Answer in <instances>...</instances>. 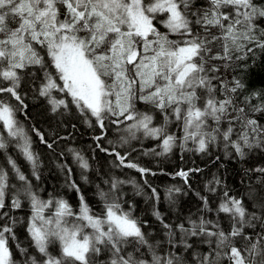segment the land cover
I'll return each instance as SVG.
<instances>
[{
    "label": "snow or ice",
    "instance_id": "6c2138e0",
    "mask_svg": "<svg viewBox=\"0 0 264 264\" xmlns=\"http://www.w3.org/2000/svg\"><path fill=\"white\" fill-rule=\"evenodd\" d=\"M193 6L194 0H0V95L7 93L23 105L18 92L20 73L34 66L51 68L55 77L45 71L40 95L49 97L54 112L60 107L67 109L68 101L52 96L53 90L71 97L77 110L95 117L102 129L105 119L110 117L116 118L111 120L113 124L134 121L126 128L131 138L135 139L141 130L145 136L162 138L163 153L170 152L177 140L174 134L166 132L167 124L174 119L180 122V139L184 144L191 140L198 145L197 151H205L208 144L222 136L225 146L231 142L243 157L245 147L260 145L258 137L264 134V126L255 119L243 123L244 128L257 134L255 144L250 142L248 131L238 133V139L232 140L231 120L227 129L221 131V123L234 105L231 98H218V86L213 81L219 78L212 74L219 69L209 66V61L231 60L230 53L246 48L251 52L249 43L264 49V29L257 23L264 18V5H257L254 0H207L203 9L192 10ZM213 28L220 30L219 36L210 35ZM216 40L222 41L223 55H210L209 45ZM242 87L237 80L229 91L234 93ZM226 88L227 84L221 82L219 90ZM137 101L159 110L164 124L152 126L153 116L139 112ZM16 111L0 99V125L9 137L23 140L20 146L35 167L36 158L16 119ZM255 111H264V105L256 106ZM40 139L44 141L42 135ZM6 147L0 134V149ZM114 154L125 167L142 174L150 171L136 163L125 164V156ZM76 156L83 160L78 153ZM10 163L19 180L27 183L15 162ZM82 167L87 168V162ZM177 175L186 179L188 173L180 171ZM118 183L122 182L112 183V190ZM7 187L8 174L0 169V209L5 206ZM72 187H76L74 182ZM76 190L79 192L78 187ZM152 191L155 195L156 190ZM26 192L33 212L28 232L41 255L40 261L32 257L30 264H101L102 254L107 257L102 264H182L174 252H155L140 222L131 211L122 208L115 194L109 202L108 194L100 193L104 207L97 214L83 196L79 209L74 211L64 199L42 200L30 188ZM201 199L208 209L207 197ZM11 203L13 208L21 206L18 197ZM217 212L227 214L232 221L229 231L222 229L219 221L203 217L199 223L190 220L191 228L177 225L185 236L204 237L201 242L209 245L206 253L197 255V264H221L225 259L227 264H264V232L245 231L253 220H260L262 226L264 220L255 213H247L243 201L229 197L227 192ZM156 215L162 220L159 212ZM11 223L14 225L15 220ZM164 227L169 229L168 243L173 244L171 225ZM9 238L15 239L13 227L0 226V264H15ZM181 242L185 249L192 247L183 238ZM53 244L59 245L58 255L49 251ZM132 244L136 245L134 250L127 251ZM141 246L147 247L150 259L143 258Z\"/></svg>",
    "mask_w": 264,
    "mask_h": 264
},
{
    "label": "trees",
    "instance_id": "16d2710c",
    "mask_svg": "<svg viewBox=\"0 0 264 264\" xmlns=\"http://www.w3.org/2000/svg\"><path fill=\"white\" fill-rule=\"evenodd\" d=\"M254 2L257 5H264V0H254ZM205 7H207V0H194L192 10ZM257 23L259 28L264 29V18H260ZM158 26L163 31V26ZM256 34L259 36V30ZM210 35L219 36L220 30L213 28ZM209 47L212 49L210 55L217 53L223 55L222 41L216 40ZM247 47L252 48L253 51L249 52L247 48L244 51H233L230 53L231 60H210L209 66L219 69L212 74L219 78L213 81L218 86V98H231L235 109L229 108V115L221 123V131L227 129L228 121L231 120L234 127L231 139L237 140L238 133L248 131L250 142L255 144L257 134L252 133L251 129L244 128L243 123L247 119H255L264 126V111H255L256 106L264 105V49L253 43L247 44ZM237 57L242 58L237 59ZM45 59L47 60V57ZM45 71L52 73L55 77L53 69H41L39 66L28 68L20 73L21 82L18 92L26 107L7 93L0 95V99L17 109L16 119L29 138L30 150L36 158V166L33 167L20 146L23 140L9 137L0 125V134H3L7 143L6 148L0 149V169L8 174L5 206L0 209V217L5 218L4 214L8 213L6 209L13 198L18 197L21 202L29 200L26 192L28 188L34 193L39 190L47 192L45 195L47 199H64L77 209L80 206V196H83L89 207L100 212L104 207V200L100 193L102 191L107 193L109 202L114 194L120 199L123 195L119 187L120 183L115 190L111 188L112 183L120 182L124 177L130 179L135 174L146 197L135 195L131 190L130 194L133 200L135 199L132 208L140 215H144L148 225H154L157 228L159 237L157 240L150 241L153 249L158 255L174 252L181 258L182 264H197V255L206 253L209 245L201 242L204 237L185 236L180 231L177 235L173 233V244H169V229H166L164 224L171 225V231L174 229L177 232L176 228L179 224H183L185 228H191L190 220L199 223L200 218L209 209V206L208 209L205 208L204 201L201 199L207 194L206 189L214 187L218 188L223 195L225 192L239 195L249 209L247 213H255L264 220V172L257 171L256 168L257 165L264 164V134L258 137L259 146L244 148L246 154L244 157L235 151L231 142H227L226 147L222 136H218L215 142L208 144L205 151H197L198 145L189 140L187 144L175 145L170 152L163 153L162 138L145 136L142 130L136 133L135 139L131 138L126 128L134 121L113 124L111 120L116 118L110 117L105 119V126L102 129L95 117L90 114L82 115L77 110L71 103V97L55 90L52 96L57 99H66L69 104L67 109L60 107L57 111H52L49 97L40 95L41 86L45 83ZM237 80L243 87L233 93L229 89L235 86ZM221 82L227 84V88L222 92L219 90ZM257 93L258 96L254 95ZM136 108L139 112H150L153 116L152 126L159 127L164 124L163 114L152 105L137 101ZM239 109L244 111L239 112ZM238 116L240 119H234ZM120 119L123 120V117ZM179 131L180 122L174 119L166 126V132L174 134L177 139L176 132ZM41 135L46 143L41 141ZM97 137L100 139L98 140ZM138 139L142 142L140 146L137 145ZM125 140L127 143L124 142ZM48 144L52 146L49 148ZM255 148L257 150H253ZM115 152L126 157L125 164L142 161L146 168H153L155 173L152 176L149 172L145 174V184L143 180L141 181V174L134 171V168L121 164ZM77 153L83 160L77 159ZM10 160L15 162L16 168L26 177L27 183L19 180ZM83 162H87V168L82 167ZM194 167L199 170L188 174L190 186L184 187L176 199L173 197L172 202L166 203L164 210L162 201L158 200L159 197L152 196L150 184L154 188H162L166 187L164 184L166 182H181L179 178L184 177L177 175L179 178L175 177L176 181H173L168 172L176 173ZM73 182L79 188V192L76 187H72ZM208 195L207 199L210 203H215L218 193L214 196ZM157 205L162 210L164 222L152 217L153 207ZM10 213L17 215L16 210ZM196 214L198 218L195 219L193 217ZM225 216L224 213H218L215 221H219L221 228L227 232L230 230L231 223ZM245 231L251 234L262 233L264 226L261 225L260 220H253L252 226H246ZM182 238L192 247L185 249L181 242ZM212 239L215 240V238ZM135 247L136 245L132 244L126 250L133 251ZM12 252L15 264H21L15 259L13 250ZM140 252L144 254L143 258H151V253L146 246H141ZM106 259V255L102 254L99 261L102 264ZM223 261L227 262L226 259Z\"/></svg>",
    "mask_w": 264,
    "mask_h": 264
},
{
    "label": "bare ground",
    "instance_id": "6f19581e",
    "mask_svg": "<svg viewBox=\"0 0 264 264\" xmlns=\"http://www.w3.org/2000/svg\"><path fill=\"white\" fill-rule=\"evenodd\" d=\"M163 31H165V29H163ZM148 113L150 114V112H148ZM176 133L178 135V139L176 140L175 145L183 146L182 145L183 141L180 139V137L182 136L181 130L179 132H176ZM138 141L139 142H137V145L140 146L142 144V142L140 139H138ZM161 142H162V139H161ZM253 150H257V149L255 148ZM134 163L138 164L140 167L146 168L145 164L142 161H137ZM30 165H33V163L31 162ZM256 168L257 169H263L264 164L262 163L260 165H257ZM146 169H152L149 171L151 176L155 173L153 168L149 167ZM197 170H199V168L194 167V168H189V170H186L185 172L190 174V173L197 171ZM134 171L140 173L135 168H134ZM180 171H184V170H180ZM179 172L178 171L176 173L168 172V175L170 176V178H172L173 181H176L174 178L178 177L177 173H179ZM140 174H141V181L143 180L144 183L146 184L145 174H147V173H144V174L140 173ZM179 177H181V176H179ZM179 179H181L182 181L181 182L176 181L175 183L166 182V183H164L166 185V187H162V188H154V186L152 184H150L151 186H149V187H150L151 191L153 189L156 190L155 195L160 198V199L158 198L159 201H162L163 208H164L166 203L172 202L174 200V198L176 199V196H178L179 194L182 193V191L184 190L183 189L184 187L186 188V187L190 186V182H189L190 180L188 177L186 179L185 178H179ZM120 182H122V183H120L119 187L123 191V193H122L123 195L118 200V203L121 204L122 208L125 211H131L132 216L140 222L142 230L145 233L146 238L148 239L149 243L151 244V242L154 241V239L157 240V238L159 237L157 228L154 225H148L147 221L145 220L144 215H140L139 212H136L132 208L133 201L135 199L133 200V197L130 194L131 190L134 191L135 195H143L144 197H146L144 192H143V189H141L139 186V180L136 179V176L134 174V177H132L130 179L124 177L121 179ZM175 189H179V191L177 192V191H175ZM169 190H172L171 192H173V193H171V194H174V195L169 194ZM46 193L47 192H45V191L40 192V190H39V191H37L36 194L40 197V199L48 200L47 198H45ZM152 193H153V191H152ZM205 193H207L206 195H204L205 197L209 196L208 194H212V196H214L215 193H218V198H217L215 203H210V201L207 199L208 206H209L210 210L205 211V213L203 215V218L205 220L215 221L216 216H218V212L216 213L215 211H217L219 204L224 199V195L221 193V191H219L218 188H214V187H212L211 189L210 188L206 189ZM160 195H161V197H160ZM55 196H58V195H55ZM152 196H154V194ZM228 196L229 197H236L237 199L242 200L239 195L234 194V193H228ZM151 199H152V197H151ZM69 204L72 206L74 211L78 210L77 208H74L70 202H69ZM244 206H245V204H244ZM245 208L247 209V212H248L249 209L247 208V206H245ZM14 210H16L17 215H13L12 213H10L11 211H14ZM164 210H165V208H164ZM6 211H8V213H7V215H5V218L0 217V226H2L4 224H9V226L13 227V233L15 235V239L9 238L8 246L10 247L11 251L12 250L14 251L15 259L20 261L21 264L22 263L23 264H25V263L30 264V259L32 257H35L37 259V261H40L41 255L39 254L38 250L36 249L35 244L33 243L32 238L28 232V226L30 223V218L33 214L30 199L28 201L21 202V206L19 208H13L12 203H11L8 206V208L6 209ZM92 211L94 213L100 214L102 210L100 212H96L92 209ZM157 212H159L160 217L162 218V210L160 209L159 205L153 207L152 217H153V219L161 220L160 218L157 217V215H156ZM47 214H48V210L45 211V215H47ZM224 215H226L225 217L228 219V221L230 223H232V221L230 220L228 215L227 214H224ZM193 218H195V219L198 218V215L196 214ZM12 220H15L14 225H12V223H11ZM161 221L164 222V219H162ZM247 227H249V226H247ZM176 231L177 232H175V230L173 229L172 232L175 235H177L179 229L176 228ZM5 235L7 236L8 234L6 233ZM175 244H177V243H175ZM17 246H19V247H17ZM21 249H25L26 251L21 252ZM49 251L53 255H58L59 254V245L58 244L50 245ZM12 259H13V252H12ZM221 264H227V262L222 260Z\"/></svg>",
    "mask_w": 264,
    "mask_h": 264
}]
</instances>
